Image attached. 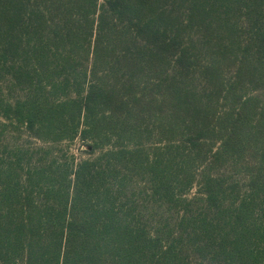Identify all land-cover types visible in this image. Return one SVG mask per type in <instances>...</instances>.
I'll return each instance as SVG.
<instances>
[{"label":"trees","instance_id":"1","mask_svg":"<svg viewBox=\"0 0 264 264\" xmlns=\"http://www.w3.org/2000/svg\"><path fill=\"white\" fill-rule=\"evenodd\" d=\"M0 264H264V0H0Z\"/></svg>","mask_w":264,"mask_h":264},{"label":"rangeland","instance_id":"2","mask_svg":"<svg viewBox=\"0 0 264 264\" xmlns=\"http://www.w3.org/2000/svg\"><path fill=\"white\" fill-rule=\"evenodd\" d=\"M5 145H11V146H16V145H22V144H27L31 145L32 147L35 148H42L45 145L44 143L37 141L36 139H31L29 138L26 134H19V133H13V132H8L3 138ZM65 146H59L58 150H60L61 157L62 159L69 158L72 160L73 158L75 159L76 163H79L80 161L90 159L91 157H97L98 153L94 154L93 156L88 155L85 151L87 148H84L83 144L80 143V141H76L74 143H65ZM63 151V152H62ZM196 192L193 191L192 195Z\"/></svg>","mask_w":264,"mask_h":264}]
</instances>
